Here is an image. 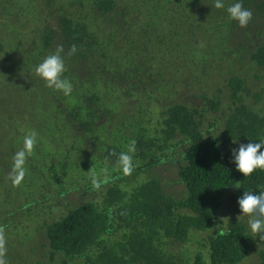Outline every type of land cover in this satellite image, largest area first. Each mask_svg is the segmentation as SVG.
<instances>
[{"label":"trees","instance_id":"1","mask_svg":"<svg viewBox=\"0 0 264 264\" xmlns=\"http://www.w3.org/2000/svg\"><path fill=\"white\" fill-rule=\"evenodd\" d=\"M61 1L42 0L38 4L37 16L44 8L56 6L53 17L36 23L32 30L40 55L23 56L18 46L0 34V60L10 64L16 57L20 59L16 72L21 70L29 76L30 84H35L31 89L32 85L26 83L18 90L22 97L27 93L31 101L38 98L42 110L33 123V117H24V108H14L10 95L14 87H4L1 112H15V120L6 123H21L29 132L37 133L35 154L25 166L24 182H28L20 186L22 196L33 198L24 203L31 207L41 200L53 204L48 215H57L55 210L61 217L65 215L47 222L43 233L48 254L42 264H243L254 253V264H264V241L253 235L248 219L235 217L241 214L237 199L243 192L258 194L264 190V171L244 177L232 157V149L240 144L264 140V0H223L222 9L214 6L215 0ZM127 2L136 4L134 8L182 10L184 26L191 35H204L217 28L232 40L231 55L242 53L249 70L238 72L231 66L222 69L219 49H215L210 55H200L201 66L190 67L193 80L189 87L195 86L193 92L167 93L163 101L155 93L145 95L142 81L147 82L149 70L140 60L139 70L129 62L123 75H112L105 69L114 77L115 86L110 87L97 78L91 59L114 65L119 56L111 60L103 27L96 22L101 18L113 23L125 21L130 11ZM236 2L253 13L247 27H240L227 12ZM21 5L22 0H0V31L16 35L14 25L28 29L21 19L28 16L29 7ZM241 37L239 46L234 47ZM73 44L78 51L69 56ZM58 45L65 50L64 77L73 84L68 96L48 88L42 84L44 80L36 85L35 67ZM204 72L211 80H199ZM118 88L123 94V98L116 97L119 102H131L136 97L140 109L126 111L119 123L109 126L110 119L119 113L105 96ZM145 104L157 113L150 115L143 108ZM29 132L10 137L8 144L0 133L8 154V159L3 158L7 163H3L10 169L14 154L23 147V138ZM68 137L78 142L75 155L69 157L71 162L56 158L57 144L46 141ZM133 139L134 170L124 175L117 160ZM164 166L177 168L175 184L182 193L168 190V181L159 172ZM105 168L107 182L99 191L94 190L90 176L92 172L98 176ZM40 181L54 183L60 198L53 201L55 193L43 194ZM229 204L234 218L226 223L221 209L224 205L228 209Z\"/></svg>","mask_w":264,"mask_h":264},{"label":"rangeland","instance_id":"2","mask_svg":"<svg viewBox=\"0 0 264 264\" xmlns=\"http://www.w3.org/2000/svg\"><path fill=\"white\" fill-rule=\"evenodd\" d=\"M41 1L42 0H22L21 6L28 5L29 7L28 16H23L21 19L24 24L26 23L28 25V29L25 28L22 30L21 26L14 25V30H11H13L16 35H10L9 32L0 31L2 37L7 41H11L14 46L20 48L23 56H28L30 54L40 55L37 49L38 44L36 43V38H34L32 34V30H34V25L36 23L42 20L44 22L47 17L51 19L55 13L56 6L51 5L48 9L44 8V11L40 12L41 15L37 16L38 4H40ZM61 2H66V0H62ZM126 5H129L130 11L125 21L113 23L101 18L96 22V24L103 27V40L104 43L108 45L107 52L111 60H114V56H119L117 64L114 65L112 62H106V60L96 61L95 59H91L93 63L91 64V68L96 71L97 78L102 79L110 87L115 86V82L113 81L114 77H111L110 72H106L105 69L111 70L112 75L119 76L126 72L129 62L133 65L134 70H139L141 68L140 62H144L145 67L149 70L147 76V82L149 84L145 80L142 81L145 88V95L155 93L157 98L163 101V97H166L165 95L167 93L172 96L176 91L179 92L180 90L184 92H193L195 86L192 85L189 87V81L193 80L190 67L200 64L201 54L210 55L215 49H219L218 59L220 62L219 64L224 67L222 69L231 66L233 70L236 68L238 72L249 70V65H246V62L241 57L242 53L240 54V52H237L239 55H231L230 49L232 40L228 36L220 34L217 28L204 35L200 33L191 35L190 30L184 26L186 21H183V17L181 16L180 12L182 10H178V13L170 9L169 11H164L160 8L158 10H153L152 6V8L146 6H137V8H134L136 4L133 2H127ZM54 6L55 8H53ZM94 19V16H92V20ZM241 39L242 37L237 38L234 47L239 46ZM201 44H203L204 47H200ZM11 51L12 50L9 49L8 52L10 53ZM19 63L20 59L17 57L11 61L10 64H3L0 60V101L3 99L4 87H8L7 84L11 85L14 87L10 90V95L15 101L14 108H19L21 110L25 109L23 113L24 117L27 119L33 117V123H36V119L39 115H42V110H40L41 104L38 98L32 101L29 100V98H27V93L23 97L21 96L20 90H18L19 87L26 85V83L30 84L32 81L28 78L29 76H26L21 70L16 72ZM158 72H165L166 75L159 76ZM226 73L229 74L227 70ZM37 78L36 85H39L43 79L38 76ZM207 79H210L208 73L204 72L201 75L199 74L200 81ZM43 83L45 84V81H43L42 84ZM34 84L35 83L30 84L32 86L29 85L31 89L34 88ZM20 89L24 91L22 88ZM104 91L106 90L103 89V92ZM112 94H114V96H112ZM107 95L108 96L105 97L108 104L121 114L114 115L109 121V126L119 123L123 118L122 114H125L126 111L132 112L140 109V102L136 100V97H133L131 102H126L123 99L119 102L116 99L117 96L123 98L120 88L111 90ZM184 95L187 96V93ZM179 99H185V97L179 96ZM167 100H170V97H168ZM144 106L143 108H145L150 115L157 113L153 111L154 109L151 107H146V104ZM8 119L15 120V112L13 114H3L0 109V133L4 136V139L3 137L2 139L5 140L6 144H8L10 137L16 138L18 137V133L21 135L23 132L27 133L30 131L27 127L21 125V123L12 122V125L6 123ZM16 129L18 130L17 133ZM72 139L74 138L68 137L64 140L61 139V141H54L51 139L46 141L51 144L54 143V145L57 144L59 151L55 150L54 152L57 154L56 158H62L63 160L67 159L71 162L69 157L75 155L74 151L78 143ZM5 151L6 148L0 137V176H2V179L0 178V225L6 226V259L8 264H38L39 261L42 264L47 261L48 254V248L44 247L46 239L44 240L45 234L43 233L45 232L47 222L51 223L60 220L65 215L61 217V213L58 214V210H55L57 215H48L49 209L53 204H43L41 200L39 204L32 205L31 207H29L27 202L26 204L24 203L26 199H32L33 197L22 196L21 187H13L11 181L8 179L7 176L11 169L4 164L7 162L3 161V158L6 159L7 157L8 159V154L5 155ZM76 162V159H74L73 163L75 164ZM159 172L165 181H168L166 185L168 190L182 193V188L175 184L177 179L176 167L164 166ZM98 177H105L103 170H100ZM24 181L23 183L25 184L28 182ZM42 182L43 181H40V183ZM25 184L22 186L23 191L26 189ZM41 187L43 194H45V192L49 195L55 193L56 198H54L53 201L60 198L61 195L57 187L54 186V183H42ZM42 192H39L40 197ZM58 204L59 202L57 201L56 206ZM21 206H24L23 210H21ZM19 207L20 209L17 210L16 213L15 209ZM221 211L222 219L226 223L234 218L231 204H229L228 209H226L224 205ZM235 217L239 219H249V217L243 214L239 216L235 214ZM256 257V253L250 255L243 264L256 263Z\"/></svg>","mask_w":264,"mask_h":264},{"label":"clouds","instance_id":"3","mask_svg":"<svg viewBox=\"0 0 264 264\" xmlns=\"http://www.w3.org/2000/svg\"><path fill=\"white\" fill-rule=\"evenodd\" d=\"M214 6L217 9L224 8L223 0H215ZM230 18L237 21L240 27H247L253 19L251 10L244 8L241 2H236L227 8ZM200 47H204L203 44ZM63 45H58L55 52L46 56L43 61L34 69L35 74L45 81L48 88L62 92L65 96L71 95L73 84L64 77L66 66L63 58ZM78 51L73 44L68 55H74ZM237 141L233 140V143ZM37 144V133L31 131L23 138V147L13 156V164L8 174V179L13 187H19L23 183L27 174L26 163L29 157L35 154ZM264 140L260 142H249L240 144L239 148L232 149L233 163L236 170L244 177H250L257 170L264 171ZM136 151V141L133 139L128 144L126 152H121L118 156L117 166L124 175H131L134 170L133 155ZM111 155H116L112 152ZM105 179L101 180L95 172H92L90 179L94 190L99 191L104 183L107 182L108 169H103ZM238 189V188H236ZM239 212L247 217L251 232L256 237L259 236L264 241V190L257 193L243 192L237 199ZM6 226L0 225V264H8L7 239L5 235ZM222 234V233H221Z\"/></svg>","mask_w":264,"mask_h":264},{"label":"flooded vegetation","instance_id":"4","mask_svg":"<svg viewBox=\"0 0 264 264\" xmlns=\"http://www.w3.org/2000/svg\"><path fill=\"white\" fill-rule=\"evenodd\" d=\"M178 12H179V11H178ZM180 13H182V11H181Z\"/></svg>","mask_w":264,"mask_h":264}]
</instances>
